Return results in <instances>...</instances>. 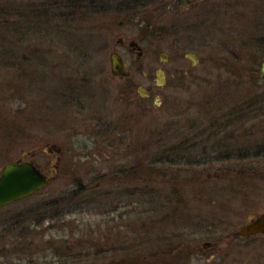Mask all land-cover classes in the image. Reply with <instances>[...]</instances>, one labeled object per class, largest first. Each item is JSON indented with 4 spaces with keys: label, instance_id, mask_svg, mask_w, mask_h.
Segmentation results:
<instances>
[{
    "label": "rangeland",
    "instance_id": "rangeland-1",
    "mask_svg": "<svg viewBox=\"0 0 264 264\" xmlns=\"http://www.w3.org/2000/svg\"><path fill=\"white\" fill-rule=\"evenodd\" d=\"M191 1L197 3L141 13L149 21L147 25L122 26L119 22L124 14L116 18L111 12L97 14L90 21L53 22L56 26L71 24L76 33L69 41L81 43L72 44L76 52H71L73 47H62L59 39H54V45L48 44L54 53L53 66H59L65 56L71 59V69L64 71L70 76L54 74L62 79L63 88L58 91V83L47 79V71L35 69L40 81L34 84V92L18 90L24 98L17 95L0 105L7 122H22L12 115L18 108L17 114L25 119L23 133L0 141V169L26 155V160H33L54 178L39 193L0 209V264H264V238L235 240L232 245H227L225 238L251 215L264 211V185L258 183L264 181V146H257L262 142L258 136L250 140L258 154L247 159L187 155L188 162L167 165L163 154L169 124L187 118L206 120L216 101L226 108L245 93H250L252 101L264 95L260 79L234 76L244 64L246 69L252 68L253 56L261 58L260 63L263 59L255 44L264 38V0ZM154 5L157 8V2ZM119 37L145 38L141 44L145 55L139 65H134L135 52L128 54L116 44ZM113 47L128 62L134 82L130 88L124 87L130 79L111 74ZM42 50L45 54L49 48L44 46ZM74 53L79 59L74 60ZM187 53L196 55L198 62L186 58ZM163 54L168 56L166 61L161 58ZM157 70L165 71L163 82L157 78ZM13 72L4 68L1 73ZM184 72H189V78L180 82ZM69 83L75 88L67 92ZM169 83L181 86L168 88ZM139 88H152L148 101L155 107L149 114L131 118L135 103H148L141 98ZM51 89L55 91L46 95L45 91ZM56 91L63 97L59 98ZM72 93L81 97L73 106ZM168 94L173 95L170 100L179 103L176 118L167 113ZM37 105L39 111L35 113L32 109ZM131 132L137 151L133 155H125L124 150L114 152L119 148L116 139L126 134L131 140ZM259 138L264 139V135ZM200 140L197 138V143L201 144ZM216 141L204 140L203 144ZM53 145L63 150L57 174L53 167L58 154L47 151ZM253 145L252 153L257 150ZM155 163L159 171L144 169ZM132 165L138 166L139 180H132L130 175L122 179L126 175L123 168L129 170ZM226 169L241 179L257 181L250 185L254 188L237 193L229 184H219L224 181L222 172L228 174ZM74 180H80L87 189L80 190ZM66 197L70 202H61ZM250 201L254 203L248 206ZM17 221L20 224L16 228ZM16 242L21 246L18 251ZM205 242L217 246L204 247ZM67 245L71 250L63 247ZM183 248L193 252L191 259L172 262L170 251L179 255Z\"/></svg>",
    "mask_w": 264,
    "mask_h": 264
},
{
    "label": "flooded vegetation",
    "instance_id": "flooded-vegetation-1",
    "mask_svg": "<svg viewBox=\"0 0 264 264\" xmlns=\"http://www.w3.org/2000/svg\"><path fill=\"white\" fill-rule=\"evenodd\" d=\"M157 2V8H155L154 3ZM158 2H160L158 4ZM188 2L190 5L189 6H194L197 2H195L193 4V2L191 0H67V7L71 10L75 9H83V10H88V11H93L96 13H106V12H121L122 14H124L121 22L122 26H126L128 24L133 25V24H138V25H143L144 22L147 23L149 22L147 19L146 21L144 20L143 16L141 15V13H145L146 11H154L155 9H159V7H161L162 9L165 8H174V7H179L180 5H182V3H186ZM129 14V15H127ZM119 15H117L116 18H118ZM132 17V19H130ZM145 38L141 37V38H132L127 40L124 39L123 37H119L117 39V45L122 48L125 49L126 52L128 54H133L135 52L136 54V58L134 61V65L136 66V64L143 58V56L145 55V50L142 47V43H144ZM116 54L121 58L122 61V68L120 69L122 74L121 75H114L112 73V69H111V74L119 77L121 80L124 79H130L131 80V72L130 70L127 69L128 66V62L126 60L125 57H123L117 50L116 47H113V51L111 54ZM164 56V57H163ZM186 58H188L189 60H191L194 64L198 62V57L194 54L191 53H187L185 54ZM161 58H164L163 61H166L168 59V56L166 54H163L161 56ZM264 58V57H263ZM263 60V59H262ZM151 63V61H147V64ZM262 63V61H261ZM260 63V65H261ZM146 64V63H145ZM139 65V63H138ZM137 65V67H138ZM139 71V67L136 68V72ZM190 72V71H189ZM189 72H184L182 74V77H180V82L184 81L185 79L189 78ZM250 69H242V70H235L234 71V76H242V77H250ZM165 73V71L163 70H157V78H159L162 82H163V74ZM179 73V72H178ZM191 74V73H190ZM258 76L260 78V81L264 82L261 78L260 75V68L258 69ZM183 79V80H181ZM134 84V82L131 80L130 82H128L127 86L124 87H132V85ZM156 87H158V84L155 85ZM161 86V85H159ZM166 86L173 87V88H178L181 85H174L169 83V85L166 84ZM139 93L141 94V98L144 100H150L151 96H152V88H150L149 90H145L143 88H139ZM78 95V94H76ZM250 93H245L241 98H238V100L236 101H232L231 106L226 107V108H222L219 107L217 104H219V101L215 102L214 108H210L212 109L211 111V116L209 118H206V120H202L200 118H197L198 120H191L188 119L184 122H173L172 124H169L168 128H167V135L169 136V138L166 135V141L168 142V145H166V150L163 151V154L166 155V163L167 165L172 163H177V162H188L185 158V156L187 155H196V156H207V155H212L215 156V154H220V155H226L231 157L233 160L235 159H247L251 156H255L258 154V148L250 143V140L252 139H256L258 136L257 140H261L262 142L259 143L257 146L263 147L264 146V139L259 138V136L264 135V95L262 97H255L254 100H249L250 98ZM173 95H166V106H167V113L170 115L175 116V118L177 117L176 115L179 114V112L176 110V108L179 107V103L173 101V99L170 100V98ZM77 99L79 98V100H81V97L78 95L76 97ZM156 100L159 101V97L157 95H155L154 97ZM174 98V97H173ZM164 102V101H163ZM161 101L160 104L163 103ZM211 102H206L207 104H211ZM157 105V106H160ZM165 104V102H164ZM174 104V105H173ZM155 106L152 105V103H150L148 101L147 104H145L143 106V104H139V103H135V106L133 105V110L134 112L131 114V118H136L137 115L139 114H144L146 115L150 113L149 110H153ZM135 108V109H134ZM175 108V109H174ZM179 109V108H178ZM126 121V120H124ZM129 123L132 124V121L129 119L128 121ZM186 122H190L191 125L187 126ZM126 133V132H125ZM114 134V131L113 133ZM131 140L128 138V136L126 137V134L118 137L116 139L117 145H118V149L115 150L114 152H118L119 150H124L125 151V155H133L136 151L137 148L133 149V147L136 146L137 142L135 143L134 138H133V133L131 132ZM171 135V136H170ZM199 138L201 139L200 141L202 142L201 144L197 141L196 139ZM178 140L177 143L175 144H171L172 140ZM217 140L216 144L215 142H213L214 144H209V145H205L203 144L204 140L206 141H210V140ZM220 139V140H218ZM128 140H130V142L128 143ZM223 140H227L228 144H223ZM220 145L218 146V142H221ZM127 146H126V145ZM254 146L257 148V150L255 152H251V146ZM225 148V150L220 151L218 147ZM48 152H52V153H57L58 156L56 158V162L54 165V170L56 172V174L59 172V167L60 164L62 162V155H63V150L61 147L55 146L53 145L51 148H47ZM218 152V153H217ZM179 158V159H178ZM17 161V160H16ZM33 161V160H32ZM34 162V161H33ZM201 162V161H200ZM205 162V161H204ZM35 163V162H34ZM36 164V163H35ZM37 165V164H36ZM38 166V165H37ZM39 167V166H38ZM131 168H129V170H126V168H123V174L126 175H122V179H125V177H127V175H130L132 180H136L138 181L139 179L136 177V175L138 174V166H130ZM151 167V165H148L145 168H149ZM182 167H179V169H181ZM178 169V167H177ZM1 170V169H0ZM170 168L166 167V171H169ZM227 170V169H226ZM259 169H255L254 172H256ZM149 171V170H147ZM176 171V170H175ZM228 174L226 172H222V180L224 181H219L220 183L223 184H229L230 186H232L235 191H237V193H245L247 192L249 189L254 188L250 185H255V183L253 180L249 181V180H245V179H241L242 177L235 175L233 170H227ZM177 172V171H176ZM55 174V175H56ZM220 177V178H221ZM255 178V177H254ZM241 179V180H240ZM169 182V181H168ZM264 185V181L263 182H259ZM261 190H264V188H262ZM250 192H249V196H250ZM29 198V197H27ZM24 198V199H27ZM251 198V197H249ZM23 200V199H22ZM21 201V200H19ZM19 201H15L13 203L7 204L5 206L0 207V209L11 205V204H15ZM252 202V203H251ZM254 202L250 201L249 205H252ZM246 206V207H248ZM262 206V205H261ZM262 208H264L262 206ZM264 215V211L259 212V213H255L254 215H251L243 224H241V226L235 230L233 232V234H227L225 236L226 239H228V243L227 245H232L235 240H251V239H255V238H264V233H258L256 235H252L249 237H241L239 235V231L240 229L244 226V225H249L251 224L253 221H255L258 217ZM20 216V214H19ZM170 217V216H168ZM173 218H176L177 216H172ZM39 223V222H36ZM2 223H0L1 225ZM15 224H17L16 228L19 226L20 222H16ZM14 222L12 224H10V226L13 227V225H15ZM3 226V225H1ZM7 230V227L3 230L4 232ZM11 230V228H10ZM0 231H2L0 229ZM19 240V239H17ZM204 247H208V246H214L216 247L217 244H213L210 242H205L204 244H202ZM14 246L16 247L17 251L19 249L20 243L16 242L14 244ZM184 249V248H183Z\"/></svg>",
    "mask_w": 264,
    "mask_h": 264
},
{
    "label": "trees",
    "instance_id": "trees-1",
    "mask_svg": "<svg viewBox=\"0 0 264 264\" xmlns=\"http://www.w3.org/2000/svg\"><path fill=\"white\" fill-rule=\"evenodd\" d=\"M23 1L24 0H0V105L4 104L7 98H14L17 95H22L18 92V90H21V92H25V94L29 90H31L29 91V93L34 92V84L40 81V79L37 77L38 70L35 71V69H42V71L44 72L47 71V79L50 80L51 83L57 82L60 87V90H57L61 91L63 88V86H60V84L62 83V79H58L54 76V74L59 75L60 73V75H62L63 77L70 76L68 72H66L67 75H65L64 71L71 69V59L69 60V58H66L65 56L61 58L62 60L61 62H59V66H53L54 64L52 63V57L54 53L50 45L56 44L54 39H59V44L66 49H70L69 47H73L74 45L72 44H81L77 41L75 43L69 41V39L74 38L73 36L76 33V30L72 29L71 24L75 22V20L90 21L92 17L99 14L93 11L83 9L79 10L78 8H74V10H71L66 6L67 0H30V2L27 3ZM112 14H115L116 16L122 15L121 12H112ZM56 20H60V22L62 20L63 24L65 22H70L71 24H68L67 26H56L53 24V22ZM147 24H149V22ZM255 45L260 48L259 55L261 57H264V38L256 40ZM44 46H47L49 48V50H47L45 54L42 50V47ZM72 49L73 51L71 52H76L77 47H73ZM84 50L86 51L89 49L86 48ZM73 56H76L74 60L79 57V55L77 54ZM57 57L58 56H56V58ZM83 57L87 59V56L85 54L83 55ZM252 58V68H249L251 70L250 77L252 76L253 80L255 81L256 79H260L258 76V67L261 58H258V56H253ZM59 59L60 58H58V60ZM246 61L250 62V59ZM246 61H244V63H247ZM240 67L241 69H246L247 66L244 64ZM4 68L10 71H14L15 73H7L5 74V76L1 73L3 72ZM77 75L78 74L76 73V76ZM69 78L71 79L72 77ZM70 85L72 84L69 83V85L65 86L67 92L71 90V87L75 88V86ZM57 87L58 86H56V88ZM52 89L50 90L51 92L49 90L45 91L46 95L48 93L52 94L55 91ZM58 91L55 92L58 97H63V95L60 96L61 92L58 93ZM38 92L39 90L37 91V95L39 97ZM42 95L43 94H41V97ZM22 96V98H24V95ZM75 96L77 97L75 93L71 94L70 103L72 106L77 102V98ZM38 107L39 106L37 105L36 108L32 110L36 113L39 111ZM18 110H20V108L16 109V114L12 113V115L15 116L17 120L20 119L23 122V120H25L23 119L24 116H22L21 114H17ZM29 117H31V115ZM31 119H33V117ZM31 119H28L27 121L29 122ZM22 122H7L5 119L4 108L0 107V141L4 142L5 140H10L12 136L23 133L25 124L23 125ZM155 165H157V163L151 164V167L144 169L146 171L149 170L155 173L159 171V169ZM74 181L79 186L80 190L87 189L84 185H81L80 180ZM61 202H70V198L66 197ZM61 202L58 201L57 204L61 205ZM46 217L55 219L56 216ZM36 222H38V220ZM178 238H180V236H178ZM63 247L71 250V247H69V245ZM56 250H58V248ZM170 252L171 257H173V259L171 258L172 262L175 259L179 260L181 253L179 255H175L173 251ZM176 254L178 253L176 252ZM124 263L126 264V262L116 261L110 262L109 264Z\"/></svg>",
    "mask_w": 264,
    "mask_h": 264
},
{
    "label": "water",
    "instance_id": "water-1",
    "mask_svg": "<svg viewBox=\"0 0 264 264\" xmlns=\"http://www.w3.org/2000/svg\"><path fill=\"white\" fill-rule=\"evenodd\" d=\"M110 64L114 75H121L122 61L116 54L110 55ZM260 75L264 81V58L260 65ZM26 155L15 162L8 163L0 170V207L24 199L46 188L54 176H48ZM264 233V215L249 225H244L239 235L249 237Z\"/></svg>",
    "mask_w": 264,
    "mask_h": 264
},
{
    "label": "bare ground",
    "instance_id": "bare-ground-1",
    "mask_svg": "<svg viewBox=\"0 0 264 264\" xmlns=\"http://www.w3.org/2000/svg\"><path fill=\"white\" fill-rule=\"evenodd\" d=\"M62 215H63V214H59L58 216H62ZM184 250H185V249H184ZM184 250H183V252H180V253H181V254H180V258H179V260L177 261V262H179V263H180L181 259H182V260L184 259L185 261H186V259H188V260L191 259V256H192V253H193V252L190 251V250H189V251H188V250H185V251H184ZM183 255H184V256H183ZM28 261H29V262H32L31 259H29Z\"/></svg>",
    "mask_w": 264,
    "mask_h": 264
}]
</instances>
